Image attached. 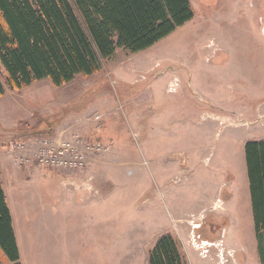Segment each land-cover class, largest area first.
<instances>
[{
  "label": "rangeland",
  "instance_id": "obj_1",
  "mask_svg": "<svg viewBox=\"0 0 264 264\" xmlns=\"http://www.w3.org/2000/svg\"><path fill=\"white\" fill-rule=\"evenodd\" d=\"M189 1L193 19L149 49L117 50L94 76L59 88L42 80L0 98L2 147L16 134H78L74 119L96 104L101 120L85 136L99 133L110 148L91 158V192L78 180L62 185L54 171L15 168L8 198L21 235L32 239L27 264H147L152 239L137 246L141 229L170 224L177 207L196 214L221 182L233 194L227 217L199 212L189 224V240L201 226L199 264H260L243 148L264 142V0ZM210 42L218 53L206 62ZM102 105L112 109L110 125ZM69 188L82 193L65 197ZM84 192L96 198L80 202ZM218 195L213 212L223 214Z\"/></svg>",
  "mask_w": 264,
  "mask_h": 264
},
{
  "label": "trees",
  "instance_id": "obj_2",
  "mask_svg": "<svg viewBox=\"0 0 264 264\" xmlns=\"http://www.w3.org/2000/svg\"><path fill=\"white\" fill-rule=\"evenodd\" d=\"M189 0H0V98L48 80L55 88L98 74L117 50L145 51L193 19ZM257 257L264 264V142L244 144ZM0 251L19 264L0 185ZM148 264H187L162 235Z\"/></svg>",
  "mask_w": 264,
  "mask_h": 264
},
{
  "label": "crops",
  "instance_id": "obj_3",
  "mask_svg": "<svg viewBox=\"0 0 264 264\" xmlns=\"http://www.w3.org/2000/svg\"><path fill=\"white\" fill-rule=\"evenodd\" d=\"M152 66L153 65H149L148 67L150 68ZM128 72H130V71L127 70L126 73H128ZM182 89H184V88L180 87V90L176 94L181 93ZM93 105L85 108L86 110L81 112L74 119L75 121L78 120V125H76L74 127L75 129L73 131H75V132L77 131V133L81 134V135H88V133H89L88 131H89L90 127L92 129V125H94L91 121L94 120V117L98 116V115H95L96 114L95 112H98L99 108H100L96 104H93ZM103 106L104 105L101 106L103 111H100V112H104V107ZM104 113H105V115L106 114L109 115V116L106 115L105 120H106V125H110L111 124V120H113V118H114L112 109L109 107L108 111H105ZM86 114H88L89 118L86 117L87 116ZM91 115L93 116V118L90 117ZM99 116H101V115H99ZM87 120H89L88 121L89 127L87 126V123H86ZM79 123H81V124L79 125ZM95 135H96L95 137H91V138H97L98 140H100L99 137H101V134L97 133ZM15 136H17V134ZM15 136L11 137L7 141V143L11 139H13ZM7 143H5V145ZM2 145L3 144L0 143V185H1V188L3 190L4 196H5V201H6L8 209H9L10 216H11L12 229H13V232H14L16 246H17L18 253H19V264H27L25 258L27 256V253H29L31 251V249H32V248H30L31 244H32V239L30 238V235L26 234L25 232H24V235H21V233L19 231V228H18V221H17L16 215H14V213H13L12 206H11L9 198H8V194H9L8 180L10 178H12V177L16 178V176H17L16 173L17 172H15V168H17V167L12 163V161L9 160L7 152L5 150V146L2 147ZM90 161H91V159H90ZM90 161H89V163L87 165V168L82 173L70 176V177H73V178H70V179L78 180L80 182H86V181H82L84 179L92 180L91 178H88V176H86V174H85V172L88 170ZM172 163L176 167L177 174L181 173V169L183 168L182 165H181L182 163L180 164V162H178L176 160L175 161L173 160ZM29 170L33 171V170H38V169L33 168V169H29ZM222 185H223V182L218 183V184H214L212 186V188H213L212 196L211 197H207L206 199H204L205 202L201 206L202 208L196 214H191L188 211H186L184 208L177 207L174 210V214L171 216L170 224L165 225V227L167 226L166 228L163 227V226L160 227L159 225H157V227H154V224L151 225V224L147 223L144 226V228L141 229L140 233L138 235H136V237H135V242H137L136 243L137 246L140 245L139 242H141V239H145V240L152 239V244L145 251L146 258H147V264H148V253L152 250V248L156 244L157 240L164 234H169V235H171L173 238H175L177 240V243L179 245V249H180L181 253L184 255V257H185V259H186L188 264H193V261H194L193 259L196 260V264H199L200 261L196 257V255H198V254L196 253V251L193 250V244L195 245V242H196L195 239L196 238L199 239V237H197L196 234L194 235V233H195L196 230L199 229L200 225L199 226L198 225L197 226H193V229L191 230L192 231V234H191L192 238H191V240H189V236H188V234H189V224H192V219L193 218H194L193 219V221H194L195 217L196 218L198 217L197 214L199 212H210V213H212V216L215 219H218L219 217H221V218L222 217H227V214H228L227 207L232 202L233 194H232V192H230L231 190L226 192L227 188H229V187H227V185H225V187H224V185L223 186ZM218 189H219L218 198L223 204V211H226L223 214L222 213L213 212L214 211V207H215L214 195L217 193ZM63 191H69V194L67 193L65 197H68V195H70V194L80 195L79 193H82V192L75 191V190H73L71 188L65 189ZM224 192H226L225 193V198L222 199L221 198L222 195H223L222 193H224ZM85 194H87V193H85ZM81 198H82V196H80V202H85L87 199H94L96 197H93V195H88L87 194V198L84 197V199H82V201H81ZM97 199H99V200L102 199V196L101 197L99 196ZM221 199L224 200V201H222ZM208 242H210V241L209 240H205V239H202L200 241L201 244H205V243H208ZM135 251L137 252V251H140V250L138 248L132 249L133 253ZM2 255H3V253H2ZM6 262H7L6 264H11L7 260H6Z\"/></svg>",
  "mask_w": 264,
  "mask_h": 264
},
{
  "label": "built area",
  "instance_id": "obj_4",
  "mask_svg": "<svg viewBox=\"0 0 264 264\" xmlns=\"http://www.w3.org/2000/svg\"><path fill=\"white\" fill-rule=\"evenodd\" d=\"M206 62H211L218 53L217 46L210 42L207 46ZM175 88V87H174ZM100 116L94 117L99 122ZM64 133L46 132L43 134L17 135L6 145L8 158L19 169H41L54 171L63 178L62 185L70 182V176L82 173L94 156L110 151L107 144L97 138L81 134L67 137ZM80 182L81 191L91 192L89 183ZM79 189V190H80Z\"/></svg>",
  "mask_w": 264,
  "mask_h": 264
},
{
  "label": "flooded vegetation",
  "instance_id": "obj_5",
  "mask_svg": "<svg viewBox=\"0 0 264 264\" xmlns=\"http://www.w3.org/2000/svg\"><path fill=\"white\" fill-rule=\"evenodd\" d=\"M199 229H201V226L199 227ZM207 229H208L210 232H212V231H218V228H217L216 226H213V225H211V226H207Z\"/></svg>",
  "mask_w": 264,
  "mask_h": 264
},
{
  "label": "water",
  "instance_id": "obj_6",
  "mask_svg": "<svg viewBox=\"0 0 264 264\" xmlns=\"http://www.w3.org/2000/svg\"><path fill=\"white\" fill-rule=\"evenodd\" d=\"M262 32H263V34H264V27H263V29H262ZM37 133H43V132H37Z\"/></svg>",
  "mask_w": 264,
  "mask_h": 264
}]
</instances>
